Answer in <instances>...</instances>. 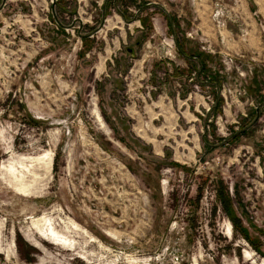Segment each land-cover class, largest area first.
<instances>
[{
    "label": "rangeland",
    "instance_id": "rangeland-1",
    "mask_svg": "<svg viewBox=\"0 0 264 264\" xmlns=\"http://www.w3.org/2000/svg\"><path fill=\"white\" fill-rule=\"evenodd\" d=\"M250 1L0 0V264H264Z\"/></svg>",
    "mask_w": 264,
    "mask_h": 264
},
{
    "label": "crops",
    "instance_id": "crops-1",
    "mask_svg": "<svg viewBox=\"0 0 264 264\" xmlns=\"http://www.w3.org/2000/svg\"><path fill=\"white\" fill-rule=\"evenodd\" d=\"M249 5H251L250 11L261 12L264 10V0H251L249 3H246V6H248V8L250 7ZM255 21L257 23V20L254 18V23Z\"/></svg>",
    "mask_w": 264,
    "mask_h": 264
},
{
    "label": "bare ground",
    "instance_id": "bare-ground-1",
    "mask_svg": "<svg viewBox=\"0 0 264 264\" xmlns=\"http://www.w3.org/2000/svg\"><path fill=\"white\" fill-rule=\"evenodd\" d=\"M14 166V165H13ZM16 169V168H15ZM21 173V172H20ZM22 179V178H21ZM77 226V225H76ZM51 228V227H50ZM50 233H51V235L55 238V239H60L61 241H67V238L66 237H63V236H59L58 234H57V232L56 231H54V229H52L51 228V230H50ZM65 236V235H64ZM53 239V238H52ZM54 239V240H55ZM59 243V242H58Z\"/></svg>",
    "mask_w": 264,
    "mask_h": 264
},
{
    "label": "flooded vegetation",
    "instance_id": "flooded-vegetation-1",
    "mask_svg": "<svg viewBox=\"0 0 264 264\" xmlns=\"http://www.w3.org/2000/svg\"><path fill=\"white\" fill-rule=\"evenodd\" d=\"M129 51H130V52H132V51H133V49H132V48H129Z\"/></svg>",
    "mask_w": 264,
    "mask_h": 264
}]
</instances>
